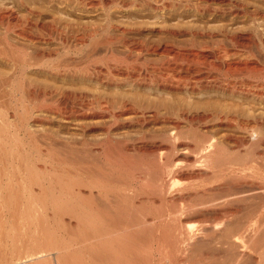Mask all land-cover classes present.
Instances as JSON below:
<instances>
[{
    "label": "bare ground",
    "instance_id": "1",
    "mask_svg": "<svg viewBox=\"0 0 264 264\" xmlns=\"http://www.w3.org/2000/svg\"><path fill=\"white\" fill-rule=\"evenodd\" d=\"M11 1L13 2V6L12 7L10 6L11 7L10 11L8 10L9 11L8 17L10 19V22H12V28L15 27L17 29V27L19 26L18 24H20L22 29L20 30L21 32L19 34L17 33V35L19 37H21V39L28 40L31 43H34L36 41H40L41 43L42 42L44 43V41H42V37L44 36V35L42 36V22H43L42 18H44V17L45 18H51V20H52L51 23L53 22V25H55L54 23H56V22H58L57 23V25H58L59 22L62 21V20L61 21L59 20V19H61V17L58 20L55 18V16L58 15V14L55 15V9H56L55 7H54L55 9L53 8L54 11H52L51 8L47 9L48 7L47 8L43 7L44 9H42V4L40 3L41 6L39 5V7L35 6L34 8H29V7L25 6V3L27 5V2H26L27 0L26 1L25 0H11ZM155 1H154L155 5L152 6L153 13H154V11L157 10L158 13L160 14V16L164 17V15L165 16H166V14L168 15L169 8H170L169 5H167L166 2H163L166 5H163V7H161L162 6L161 4H160L161 6L158 5L160 2H157V1L155 2ZM122 3H124V2H122ZM168 3H169V1H168ZM184 3L186 4L185 7H187L188 5H190L191 0H186ZM197 3L202 4L201 5L202 9H200V7ZM197 3H195L193 7L197 8V9L199 8L200 9L199 13L202 16L206 15L205 13H210L209 15L212 14L214 17H216V16H221L223 13H227V14H230V16H232L231 18H233V20H237V21L239 20L238 18L246 16V18L248 19L247 21H249V23H252V25H253L252 31H254V32H252V33H255V37L256 36L259 37L258 40H261V45H262V47H264V30L260 29L261 27L264 26V0H198ZM7 4H9V3H7ZM172 4H170V6ZM57 5H59V4H57ZM122 6L124 7L125 5H122ZM179 6H180V4H179ZM87 7H89V5ZM177 8H178V6H177ZM172 11H174V10H172ZM57 12H59V9ZM3 13H4V11H3ZM108 13L109 12L105 13V15H104V17H106V19H104L105 22L103 21L104 22L103 24H97V25L96 24L95 25L89 24L91 26H88V24H86L87 21H85L86 23H84V24H82V22H81V24L80 23H74L73 24L70 22L67 23L66 21H68V20H66V21H64L65 19L63 20L65 22V25L68 28V31L72 30V33L76 34V35L74 34L75 39L77 38V41H79L80 43H84V41H85V39H87V37H90V38L96 40L97 38L95 35H97L98 32L100 33V34H98L100 36H101V34L106 35L107 33L110 32V30L117 32L118 33L117 35H115L116 33L113 32L114 36H112V37H106L107 35L109 36L110 34H107L105 36L106 38L103 36L105 38L104 42H106L107 45L103 46L104 44L102 42L101 43L103 44L102 46L104 49L107 46V48L105 49V50H107L106 51L107 53H105L102 49H101V51H103L104 54H106L105 57L108 58V60L106 62L107 63L106 66H104V65L103 66L105 67V69L107 68V70H108L107 72H110V73H114L115 71L121 72L122 74H124L123 75L124 78L122 80H115L114 78H112V79L108 80V82H110L112 84V86L114 84L116 86V88H119L120 86H123V84H126L129 88H133L132 91L133 90L136 91V93L134 91L135 94L131 93L130 95L128 93L131 91V89L129 92H127V94L121 93V92H119V93L115 92L113 94L110 92L112 94L111 95V94H108L110 91L109 90L108 93L106 92L107 94H104V91H103L104 95L92 96L93 101L91 100V102H92L91 105L96 106L94 108L97 110L99 109V111L96 112L95 110H93L95 112H93L92 115L89 117L88 116L83 117V116H85V114L82 115V118H80V121L78 120L79 123L77 122L78 125H76V126H78V128L73 127V128H76L78 131L80 130L81 131L80 133L82 135H84L86 132L91 133V132H94L95 130L100 131V132L98 131L100 135L97 133L99 136L98 138H100V139H98L99 141L96 140L97 142L94 141L95 143H93V141H92V143H90L91 146H89V144H87L88 145L87 146L85 143L82 144L81 142H77V141H76V143H81V146H83V147H84V145H86L89 148L91 147L93 149V151L99 152L101 155L103 154L104 156H106L105 157V159H106L105 164L106 165L104 167L108 171L106 170L107 173L103 172L102 171L103 167L101 169L102 172L99 171L100 170L99 167H98L99 170H97V169L95 170V168L91 169L90 167L84 168V167H82V165H81V167H79V169L77 167V170H79L78 173L81 171L80 173H82V174L85 173L84 174L85 176L87 174V177L90 180V181H88L89 186H86L85 184L87 182H85L86 181L85 177H84L85 178L84 179L85 184L83 181L80 180L83 178L82 176H81L82 178H80V179L79 178H73L72 176L69 177L72 173H75V172H72L70 174V172H68V171H60L57 169H51V168H54V167H52L53 166V163H51L52 161L50 162L52 165L51 168L44 166L42 164L43 159H41V158H38V160H36L39 163H41V165L35 164L36 161L31 162L30 159L35 157V156L29 158L30 152L27 151V153H26L25 144H30V143L28 141H27V143H24L23 142L24 138L22 139V137L24 135L31 136L30 135L31 131L28 128V123H29V119L32 116L30 117L29 114H26L25 116L24 115L19 116L18 110L16 109L15 110L16 113L14 111V114L16 116V119L18 120L17 122H15V123L13 122V124H10V125L9 124L8 125L7 124H2V125L0 124V131L1 132L6 130V128L11 127V131H10L11 137H9V138H11L10 139L11 142L9 141L10 143H7V142L4 143V141H2L3 138L2 139L0 138V181L4 178L6 179L7 175H8L7 179L9 180L8 185L5 187L3 186L4 188H2L0 185V264H203L204 262H203L202 257L200 256L201 254L198 257L196 256L197 257L196 259H194V258L192 259L190 257L191 261L189 260V256H190L189 251H191L190 250L191 248L194 249L192 247L193 244H195L194 241L196 242L198 240L197 238H200V237H203V239H204V237H205V239L209 238L208 239L210 242L209 247L212 246L210 248L213 249L212 256L209 257L211 264H217L218 263L217 261L219 259H218V252L217 251H218L219 245H224L223 243H227L228 246L230 245L229 246L230 249L234 250V252L237 254L236 255L237 259L239 258V260L241 259V257H244V255H246V252H247L245 250L246 248L247 249L249 248L251 250L256 248V250H257V247H258V250H262L263 249L262 247L264 246V242H263L264 241V238H263V236H264V231H263L264 230V193L263 192L264 191L263 192H260V191H262V189H264V188L260 187V186H263V183L260 182L262 184L261 185L260 183H257V182L246 181L243 178L246 181V183H245V182H243L244 180L241 178V175H240V177H238L239 174L236 175L235 170H232V168H233L232 166L228 165V168L230 167L231 169H227V165H226V169H224L225 168L224 165L226 162H225V159H224L225 163L222 161V153L224 152V150H222L223 149L222 145H224L223 140L226 141V140L235 139L232 143H234L236 141L237 144H240L241 143L240 141L242 139L238 141L237 140L238 135L234 136L233 135L234 133L231 134L228 131H227L228 133L226 132L225 134L222 135L221 132L225 131V130L230 131V129H232V128H237L239 130V132L243 131L244 133H246L248 135V137L250 139H254L255 134H258L257 132L262 133L261 130L264 127V117H263L264 115L262 116L263 118L257 117V115L252 118L250 116V114L253 112L252 111L250 114H247L251 118H245L244 117L243 119H241L242 118L241 116L243 115V113H245L244 112L245 109L239 110L240 113L236 114L235 112H233V110L229 106L228 107L230 109H228L226 107H225L226 109H219V107L217 108V106H215L214 109L211 108L213 110L207 109V108L202 110L201 108H198V106H195V105H198L199 103L194 105L196 108L193 105H191L192 103H194L196 101V100H194V98H195L194 96L200 95L203 92L202 90L206 89V86H205L206 83H204V82H203L204 84L202 83V81H201L202 78H200V76H199L200 80L198 79L199 83H196V84H194V82H191V83L188 82L190 80L187 81L186 79L189 77H187L185 79V76L183 78L187 82H184V80H183V82L177 81V80L173 81L172 78H170V75H174V76L178 75L177 72H179V71L184 72L186 74V76L187 75H193L194 73L199 72L202 69V68L200 69V67H202V66H199L198 62L191 60V58H189L191 60V61H189L190 62L189 65H186V63H185V65L183 64L184 66H182V65L176 64L177 62H175V64L172 63V65L174 64L173 66L169 65L167 68L164 67L165 69L163 67L162 68L159 67V65L162 64V62L158 65V64H155L154 62H152V60H151V62H148V61H150V59H147L148 63L145 62V63H142L140 65L135 64V66L131 67L132 65L130 66V63L128 65L127 62L130 60V58H132V56H134L135 60H140L141 58L142 59L148 58L149 56L151 58L155 57L154 59L160 60L163 57L168 58V56H166V55L170 56V54L171 55H172V53L174 54V50H175L173 47L174 40L171 37H165L164 36V38H160V39H156V40L155 39L154 40H152V39L146 40V39H144L145 37H143V33H147V34L149 33L148 35L160 34V36H161V34H168L169 36H173V37L176 36L177 37V35L180 34L181 29H178V27H177V29L173 28L171 26L169 27V25H167V27H166V25L163 27V24L161 26V25H159L160 23L156 24V22L154 24H152L153 22L151 24L149 22H147L148 23L147 24V23H138V21H136L137 23H135L134 21L133 22L131 21V23H129L130 22L129 21L128 22L129 24L125 23L124 25H121L120 22H119L120 25H119V23L114 24V22L112 23L111 21H109L110 16ZM1 14H0V21L2 22L7 18L4 16V14L3 15H1ZM161 14H163V15H161ZM169 14H171V13H169ZM200 15H199V17H200ZM221 17H220V19H221ZM147 18H148V16H147ZM157 18H159V16H157ZM46 21H47V19H46ZM63 21L61 22V25L64 24ZM231 21H232V19H231ZM51 23H48V24L51 25ZM227 23H229V22H227ZM57 25H56V29L58 27ZM65 25H64V27L66 30ZM52 27H54L53 29H55V26H52ZM64 27L62 26L61 29L62 28L64 29ZM175 27H176V25H175ZM179 28H181V27H179ZM16 29H12V31L16 30ZM237 29L236 30L233 29V30L238 32ZM262 29H264V28H262ZM250 30L251 29H249V32H250ZM49 31L53 32V30H49ZM59 31H60V29H59ZM61 31H60V33L62 34ZM68 31H66V32H68ZM186 31H187V33H189L188 30H186ZM186 31H185V34H186ZM203 31H205V29ZM203 31H202V33H203ZM226 31L227 30H225V31L221 30L220 34L222 36H225V37H230L229 38V40L231 39L230 41H232L233 39H237V38H235L237 36V32H229L228 31L229 32L228 33ZM240 31H242V30H240ZM245 31H246V28H245ZM52 32H50V33H52ZM55 32H57V31L55 30ZM32 33H35L34 35H36V37H33V35L31 36ZM60 33L58 34V36L59 35L61 36ZM196 33L197 32H194L191 35H193L194 38L196 35L197 36L200 34L202 35V33H200V32H199V34L198 33L196 34ZM245 33H247V31L244 32V34ZM63 34L65 37L66 34L64 32H63ZM247 34L249 35V33H247ZM55 35H57V33ZM70 35H71V32H70ZM144 35H146V34H144ZM208 35H210V34H208ZM221 35H219V36H221ZM242 35L243 34H241V36ZM39 36H41V37H39ZM48 36H50V34ZM48 36H47V38H49ZM60 36H59V39H60ZM238 36H240V35H238ZM252 36H250V37L252 38ZM50 37H52V35ZM72 37L73 36H71L70 38H72ZM47 38H45V39L48 40ZM54 38L52 37V39H54ZM50 40H48V41H50ZM95 40H93V42ZM247 40H248V38H247ZM192 41H193V39H192ZM16 42H18V41H16ZM40 42H39V44H40ZM96 42H94V43H96ZM101 43L99 41V44H101ZM35 45L37 46V44H35ZM97 45H98V43H97ZM113 45H115V47H116V45H118L121 49L123 48L125 50V51H123V53L125 52L124 53L125 56H123L124 58H120V57L118 58L115 51L109 48V47L112 48ZM18 47H20V46H18ZM96 47H99V46H96ZM91 48H92V46H91ZM94 48H95V46H94ZM11 50H12L11 47L9 49L8 46H6V45H5V47L0 48V57L5 58L8 55V57L12 59L11 61L14 62L13 65H14V73H15L17 70H19V65H20V63L22 64L23 60H21V57L20 58L17 57V54H18L17 52H16L17 54H15ZM26 50H27V48H26ZM37 50L39 52V49H37ZM40 50H41V48H40ZM95 50H97V49H95ZM98 50H100V49H98ZM262 50H264V48ZM33 51H34V49H33ZM98 52L100 53V51H98ZM116 52H117V50H116ZM93 53H94V51H93ZM175 53H177V52H175ZM11 54H12V57H11ZM228 54H230V53L228 51H226V48H225V49H223V51L220 52V54L218 56H219V58L222 59V58H225ZM47 57L49 59L48 55H47ZM33 58H34V56H33ZM43 58L45 60V57H43ZM178 58H180V57H178ZM80 59H82V58H80ZM88 59H90V57ZM127 59H129V60L127 61ZM189 59H187V60H189ZM42 60H43L42 59V53H40V55L38 54V58H36V60L34 61V62H36L34 65L31 63V61L28 63L32 64L35 67H37V66L39 67V66H42ZM163 60H164V58H163ZM165 60H166V58H165ZM249 60L244 62L243 64H241V62H240L239 63L240 65L238 64L237 66L236 65L235 66L227 65L224 67L223 70L226 74L227 73L229 74L231 72H235V73L239 72L240 75H241V73L242 74L243 73L244 74H253L254 73V75H255V73H259L260 72L258 70L259 67L257 68L255 66V63L252 61H249ZM105 61H103L104 64H105ZM51 62L52 61H50V63ZM96 62H94V64L93 63L92 64L95 65ZM110 62H113V63H110ZM178 62H180V61H178ZM202 62H204V61H202ZM26 64H27V62H26ZM163 64H165V62ZM201 64L202 63H200V65ZM22 65H24V63ZM70 65L71 64H69V66ZM167 65H168V63H167ZM210 65H212V64H210ZM31 66H30V68H31ZM44 66H47V65H44ZM56 66H58V65L56 64ZM67 66H68V63H67ZM88 66H89V64H88ZM66 67H65V69H66ZM90 67L91 66H89V68ZM211 68L212 67H210V69ZM205 69H203V70H205ZM262 69H264V68H262ZM89 70H90V72H92V70H94V69H89ZM96 70H97V68H96ZM94 71L92 73H94ZM97 71H99V69ZM17 72H19V71H17ZM72 72L73 71H71L70 73H72ZM88 72L84 74V71H83V74H78V75L74 74L75 76H71L70 73L69 72L68 73H69V76L72 77V79H73V77L74 78H85L86 80L91 81L94 74L92 75L91 73H88ZM104 72H106V71H104ZM210 72H211V70H210ZM51 73H50V75H51ZM55 73H57V71ZM68 73H67V75H68ZM204 73H205V71H204ZM225 73H223V75ZM10 74L12 76L13 73H10ZM58 74H60V73H58ZM61 74L59 76H63ZM97 74H98V72L95 75H97ZM116 74L114 73V76ZM180 74H182V73H180ZM262 74H260V75H262ZM207 75H209V74L207 73L206 77H207ZM245 76H247V75H245ZM191 77L192 76H190V78ZM201 77H203V76H201ZM204 77H203V79H204ZM7 78L8 77H6V79ZM179 78H181V77H179ZM215 78L217 79L218 77H215ZM207 79H209V78H207ZM94 80H95L94 82L96 83V79H94ZM12 81L13 80H11L10 85H12V90H13V84L16 82L13 81L14 83L12 84ZM200 81H201V83H200ZM211 81H212V79H211ZM19 82H20V80H19ZM212 82L214 83L215 81H212ZM2 83L0 82L1 85H2ZM8 83H9V81L6 82L5 85H8ZM76 83H77V80H76ZM81 83H82V81H81ZM209 83H210V80H209ZM69 84H70V82H69ZM101 84L103 86L105 85L102 82H101ZM226 84H228V83H226ZM226 84H224V85L216 84L217 87L209 84V86L207 88L209 89V92H211V93H215L217 95L221 94V95H224L227 97H238V99L240 98L239 100L249 101L248 98H250V96H251V99L253 98L257 102H259L263 107V105H264V92L259 91V92H256V94H254L252 90H250L252 92H249L245 89H242L241 87L236 88V87H232V85L230 86V85H226ZM230 84H232V83H230ZM34 85H35V83L32 86H34ZM20 86H21L20 83L16 84V87L14 86V89H21ZM39 86H41V85H39ZM58 86H60V85H58ZM3 87H4V84H3ZM29 87H30V84H29ZM1 88L2 87H0V89ZM23 88L24 89H22V90L26 89L25 85H23ZM95 88H98V87L96 86ZM109 89H111V88H109ZM126 89H127V87H126ZM26 90L24 92H26ZM118 90L122 91L121 89H118ZM144 90L152 91V93L147 92V94H146V91H144ZM10 92H12V91L10 90ZM10 92H8L9 94L4 92V94H7L8 96H10ZM155 92H158V95H157L158 98L154 100V99H151V97H153L151 95H153ZM251 93H253V95H250ZM2 94H3V92H2ZM2 94H0V95L2 96ZM4 94L2 97L3 99H4V97L5 98L7 97ZM29 94L31 95L32 92L31 93L29 92L28 95ZM174 94H180V95L182 94L184 96H188V97H190V99L192 98L194 102L191 101L192 102L191 104H188L187 101L185 103H182V102H180L181 100L180 101H178V99L176 100V97ZM204 94H206V93H204ZM18 95H20V94H18ZM28 95H27V97H28ZM206 95H209V93ZM157 96L155 95V97H157ZM159 96H160V98H159ZM165 96H168V98ZM202 97H203V95H202ZM23 98H24V96H23ZM30 98L31 97H29V99ZM88 98H89V96H88ZM6 99L8 100V97ZM208 99H210V98H208ZM234 99H236V98H234ZM238 99L236 100V102L239 101ZM7 100H6V102H7ZM220 100H219V102H220ZM19 101L21 102V100H19ZM28 101H30V100H28ZM201 101L199 99V102H201ZM206 101H208V100L206 99ZM210 101L211 100H209V103H210ZM11 102H12V100H11ZM204 102H205V100H204ZM228 102H230V101H228ZM241 102H244V101H241ZM220 103H223V102H220ZM237 103L239 104V102H237ZM202 104L203 103H200V105H202ZM205 104H206V102H205ZM244 104H246V103H244ZM254 104H256V102ZM10 105L12 106L13 104H9V110H10ZM206 105H208V103ZM213 105H215V104L213 103ZM257 105H258V103H257ZM87 106H88V104H87ZM12 107H14V106H12ZM90 107H86V109L90 108ZM209 107H212V104H211V106L209 105ZM232 108H234V107H232ZM6 109H8V106ZM14 109H15V107H14ZM30 109H28V110L26 109L27 113ZM92 109L90 108V110H92ZM254 110L256 111V109H254ZM11 111H12V109H11ZM91 112H89L88 115H90ZM6 113L7 112L5 110L4 114H6ZM262 113H264V112H262ZM58 114H60V111ZM64 114H66V113H64ZM4 117H6V115ZM47 117H49V116L47 115ZM69 117H70V115H69ZM44 118H45V116H44ZM45 119H48V118H45ZM32 120L34 121V119H32ZM63 120H64V118H63ZM51 121H52V119H51ZM65 121L70 124L69 121H67V120H65ZM35 122L37 124H38V122L42 123V118L40 116H38V118L35 117ZM68 123H67V125H68ZM49 124H51V123H49ZM199 124L200 125L204 124V126H203L204 131H201L199 129L201 132H203V133H201V135L198 134V136H200L199 139L198 138L195 139V137H198L196 135L194 138L192 136L191 139L193 138L197 141H194V142L189 141L190 136L187 140V138L185 137V134H184V125H186L187 127L193 128V127L198 126ZM71 125H73V123ZM41 128H42V126H41ZM39 130H40V128H39ZM71 130H72V128H71ZM133 130H134V132H133ZM232 131H234V130L232 129ZM129 132L130 133L133 132L132 134L134 136L132 134H130ZM3 134H2V136H4ZM127 134H129V136L130 137L132 136V137L130 138ZM87 135H88V133H87ZM126 135H127V139L125 138ZM240 135H242V134H240ZM258 136H259V134H258ZM239 137H241V136H239ZM257 137H255V140ZM26 138L27 137H25V139ZM30 138H32V136L29 137L28 139H30ZM259 138L257 140H259ZM262 138H263V136L261 137V139ZM243 139H244V137H243ZM250 139H249V141H250ZM80 140L81 139H79V141ZM87 140H88V137H87ZM246 140H248V138ZM81 141L83 142V139ZM88 141H87V143H89ZM70 142H71V140H70ZM261 142H264V141H261ZM74 143L75 142H73L71 145H68V143L67 144L62 143L63 145L61 147L64 149L63 151L68 152V150L70 151L73 149L72 145ZM76 143L74 144L75 147L78 145ZM255 143H256V141H255ZM234 145H236V144H234ZM29 146L27 145V148H31ZM232 146H233V144H232ZM79 148L80 147L78 146V149ZM78 149H76V150L78 151ZM252 150H250L249 152L251 153ZM30 151H31V149H30ZM128 152H132L134 154L129 155ZM37 153H39V152H37ZM69 153H71V152H69ZM69 153H66V154H69ZM95 154L97 155L98 153H95ZM259 154L260 155L257 154V156H259V159L264 160V151L263 152L261 151V153H259ZM37 155H40V154H37ZM132 155H133V157H132ZM31 156H32V154H31ZM223 156H225V155H223ZM248 156H249V154H248ZM49 157H50V155H49ZM52 157H53V155H52ZM249 157H251V156H249ZM227 158H228V156H227ZM255 158H258V157H254L253 159L255 160ZM33 159H35V158H33ZM46 159H47V157H46ZM244 159L248 160L249 158H244ZM49 160H51V159H49ZM58 160L59 159H57L55 161L57 162ZM59 161L61 162V160H59ZM64 161L66 163H69V162H72L73 160L70 161L67 159ZM56 162H54V163H56ZM58 163L59 162H57L56 164H58ZM98 163H99V161H98ZM227 163H228V159H227ZM71 164L72 163H69V166ZM228 164L232 165L230 162ZM259 164H261V162ZM35 165H37V166H35ZM42 165H43V167H42ZM59 165H60V163H59ZM234 165H236V164L234 163L233 166ZM247 165L248 164H246V166ZM257 165H258V163H257ZM71 166H73V164ZM74 166H75V164H74ZM151 166H152V168L154 166L156 167V168H153L154 170L155 169H157V170L161 169V168L158 169L157 166L158 167L161 166L163 168L161 169V171L159 173H157L158 171L155 173L153 171V169L151 168V170L153 171V173H152L151 170H149ZM221 166L224 167V168L222 167L224 171L219 170V169H217L219 171L215 170V168H217V167L220 168ZM261 166H264V164L262 163ZM185 167L186 168L188 167V168L186 169ZM235 168H236V166H235ZM105 169H104V171H105ZM250 169H251V167H250ZM42 170L43 171L45 170L44 171L45 174H46V171L48 172V175L45 178V181L47 180L46 181L47 185H44L45 181L42 183V180H44V177H45V176H42L43 175ZM128 170H129V172H133V175H132L133 177H135L137 179H141L142 183L144 181V184L141 187H144L143 189H145V187H146L147 188L146 190H149L151 192V194H150L149 191H147L148 193L145 192V194H147L148 196L154 195V197L159 196V197L165 199L167 203L169 201L171 206L177 202H181L182 203L181 209H180V206L178 207L179 209L174 207V210L171 212V214L168 216V218L165 217V213H161V212L157 218L152 217L153 214L150 215L151 214V213H149L150 211H148L145 215L142 213L144 216H140L142 214H139V215L135 214L131 217V215L130 216H124V215H121L118 213L110 214L108 212L107 213L100 212L97 205L96 206H94V204L91 205V199L95 201V197H96V196L94 197V195H93L94 193L92 194L91 190L98 188L99 192L96 195H97V197L101 198V195L102 196H103V194L107 195V193H108V188L106 189L105 186H108L107 184H111L112 182H117L118 184H121V185L123 184L125 186L123 189V185H122L121 195H120V191H119L121 187L119 188V190L117 192H112V193L110 192L112 188L109 189L110 195H109V193L107 196L104 195V198L107 199V197H108L109 201H110L109 196H112V194L114 196L115 195L114 193H118V192H119V194H116V195H119L118 197L124 196L125 197L124 200L128 199L131 194H133V193L135 194V192L137 194H139L138 191H135V190L131 189L130 187H128L129 189L126 188V184L128 183V181L125 179H127L126 178L127 175L125 176V178H123V177L127 173ZM114 173H120V175H115ZM251 174L252 173H249V175H251ZM72 175L75 177L74 174H72ZM263 175L261 174V179L264 178ZM153 176H154V178H153ZM224 177L226 178L223 181V182L226 181L225 184L222 183V185L216 186L214 183V186H216V188L209 182V181L217 180V179L220 180ZM149 178H150V181H149ZM152 178H153V180H152ZM123 179L125 181H127V183ZM199 180H201V181H199ZM145 181L149 182V185L151 184L150 185L151 187L153 186L154 183L157 182L156 184H154V186L157 185L156 186L157 188L152 187V189H151V187L148 185V183H145ZM151 181H156V182H151ZM198 181H199L200 185H198L199 184V183H197ZM1 182H3V181H1ZM206 182H207V185L210 183L209 185H212L214 187V191L217 190L218 192L225 194V197L220 196V195H222L221 193L220 194L212 193L213 192L212 188H210V189L207 188L208 187L207 185H206L207 187H204V184ZM215 182L217 183V181H215ZM129 183H130V180H129ZM128 184H127V186H128ZM245 184L250 186V188H248V189H251L250 191L253 192V193L250 192L252 194L251 198L253 197V194L255 191L260 190L259 192H256V193H258V195L260 193H262L261 194L262 196L259 195L262 198L261 199L262 202L261 203L259 202L256 210L253 209L255 211L253 213L256 214V217H254L256 219V221L255 222L247 221L246 224L245 223L243 224L244 226H241L239 224L241 226V227H239V231H236L237 228L235 230L228 229L230 231L228 233H225L226 235H223L221 232H225L227 230L226 228L228 227L227 224H229L231 222V220H233V219H231L230 222H228L229 218L231 217L230 216L231 212L230 213L228 212V210L225 208L227 206H225V205L227 203H229L230 201L233 202V203H230V205L231 204L235 205L236 201H237V203H239V199H241L242 197H245L244 192H248L249 190L244 191V190H242V188H239V190L242 191L241 193H237L239 191L234 193L235 191H233L234 187H236L235 189L237 190V188L239 186L241 187V185H245ZM138 185H140V184H138ZM197 186H199V187L203 186L204 187V191H202V192H206V191L210 192L211 191V193L214 195L210 194L209 196L207 195V197H205L206 193H205V195H203L204 193H202L201 194L203 196L202 199L198 198L199 200H197L196 202L193 201L192 197H191L192 194L190 192L194 191L193 193H195V189ZM212 186H210V187H212ZM33 187H35L37 189L33 190L34 189ZM85 187H89L90 191H89V194L87 193L88 194L87 196H84L85 197L84 198L83 194H82L83 192L81 191V188H85ZM149 187H150V189H149ZM140 189H142V188H140ZM126 190H128V191H126ZM132 190H133V192H132ZM152 190H154V191H152ZM201 190H203V189H201ZM112 191H114V190H112ZM129 192H132V193L130 194ZM143 192H144V190H143ZM167 192L169 194L171 192H174V193L176 192L175 193L176 195H173V194L169 195V196L167 195L168 196V198H167V196H166ZM209 192H207V194ZM196 193H197V191H196ZM250 193L248 192L247 196H250L251 195ZM134 194L131 195L130 198L132 196L136 195V194L135 195ZM155 194H157V195L155 196ZM84 195H85V193H84ZM196 195H195V197H196ZM217 195H219V196L216 197ZM139 196L140 195H138V196L136 195L135 197H139ZM233 196H234V198H233ZM255 196H257V194ZM121 197H120V199H122ZM221 197L225 198V200L223 199V201H222ZM133 198L134 197H132V199H130V201H132ZM245 198H242L243 201ZM86 199H87V201H86L87 204H85V202H84ZM105 199H104V201H106ZM220 199H221V201H220ZM242 199L240 200V202L242 201ZM257 199H258V196H257ZM115 200H117V203H118L119 199H117V197H115V199L113 198L112 201H114L115 206H113V204H112V206L111 205H105V203H104V205H105L104 208H107L106 206H108L109 212H116L117 207L120 204V202L117 205ZM149 200L151 203L154 201L153 199H152L153 201L151 199H149ZM149 200H148V202H149ZM128 201H129V199H128ZM161 201H163V200H161ZM81 202H84V205L81 204ZM88 202H90V204ZM145 202H146V199H145ZM75 203H77V204H75ZM154 204H156V203H154ZM238 205L239 204H237V206ZM133 206L134 205H132V207ZM142 206L140 203V207H142ZM140 207H139V209H140ZM164 207H165V205H164ZM48 208H51L54 213H58V214L60 212H62V213L64 212L63 217H65L67 215L68 216V217L66 216L67 218L70 217L69 218L70 220L75 221L74 222L75 224L73 222H72L73 224H71V221H69V219H68L67 221H69L70 223H66V222L64 223L65 220H63L62 216L59 215V217H61L60 218V221L62 224L61 227L63 226V228L67 229V232L69 233L67 235H71L70 237H72L73 239H76V241L79 240L77 242L78 244H80L79 247H78V245L76 247H73L70 243H65V244L64 243L63 244L58 243V241L60 240L59 237L57 239V237H55L54 234L51 233L50 229L52 227L49 229V227L47 226L48 225L47 218H49V217H47L44 213L46 212V210ZM127 208H129V207H127ZM153 208H155V207L153 206ZM160 208H161V210H159V208H158L159 211L164 210V208L162 210V205ZM170 208H172V207H170ZM129 209L132 210L131 208H129ZM137 209H138V206H137ZM141 209L143 211L144 207ZM176 209H177V211H176ZM89 211L90 212L96 211V214L92 213V212L90 213ZM47 212H48V210H47ZM58 214H55V216ZM50 215L52 216V214H49L48 216H50ZM194 216L196 217V220L198 217L199 218L198 220H200V221L197 220L198 222H196V223L193 221H190V220H193L192 217H194ZM228 216H229V218H228ZM232 217H233V215H232ZM54 218H51V219L53 220ZM183 218H184V220H183ZM56 219H59V218H56ZM188 221L193 222V223L188 224ZM232 222H234V221H232ZM51 223H52V221H51ZM55 223H57V222L55 221ZM51 225H53V224H51ZM231 225H230V227H231ZM233 226H235V225H233ZM235 227H238V225H236ZM167 229H169L168 231H170L174 234L172 237L173 240H172V238L169 237L172 235L168 234L170 232H167ZM52 231L55 232L54 229ZM63 231L64 230L62 229V232ZM234 231H236V233ZM219 232L224 237L217 235ZM237 232L239 233L238 235H236ZM230 233L231 234L233 233L232 236L234 234L236 236L232 237ZM55 235L57 236L58 234H55ZM62 235L60 236L61 238H62ZM261 235H262V237H260ZM258 238L259 239L261 238V239L259 240ZM67 239H69V237ZM261 240H263V241H261ZM70 241H71V239H69V242ZM59 242H61V241H59ZM209 242H208V244H209ZM8 243L12 244V246L11 245L9 246V247H12V249H11L12 251H10V253H8V249H7V246L9 245ZM227 244H225L226 246L225 245L224 246L226 248H228L227 249V251H228L230 249H229V247H227ZM198 247H200V245ZM220 247H222V246H220ZM225 247L223 249H225ZM241 247H243L244 250L239 251L238 248H241ZM199 250H200V248H199ZM219 250H220V248H219ZM193 252H195V251H193ZM225 252H226V250H225ZM234 252H232V253H234ZM256 252H258V251H256ZM259 253L257 255H260L262 257L259 256L260 259H258V260L256 259L257 261H255V264H264V251L263 252L259 251ZM196 254H198V253H196ZM202 255H205V254L202 253ZM192 260H195V262H192ZM209 260H206V261H209ZM248 260H250V259H248ZM232 262H234V260ZM236 262H240V261H236ZM205 264H207V263H205ZM208 264H209V262H208ZM235 264H237V263H235Z\"/></svg>",
    "mask_w": 264,
    "mask_h": 264
},
{
    "label": "rangeland",
    "instance_id": "2",
    "mask_svg": "<svg viewBox=\"0 0 264 264\" xmlns=\"http://www.w3.org/2000/svg\"><path fill=\"white\" fill-rule=\"evenodd\" d=\"M26 1V0H25ZM34 1V2H33ZM42 1V2H41ZM127 1V2H126ZM153 1V2H152ZM154 1L155 0H27L26 2H27V5H26V3H25V6L26 7H29V8H34L35 6L36 7H39V5L41 6V4H42V9H44V8H47V9H52V11H54V9H55V15L56 14H58V15H56L55 16V18L58 20L60 17H61V19H59L60 21L62 20H64V21H66V20H68V21H66L67 23H80L81 24V22H82V24H84V23H86L85 21H87V23L86 24H88V26H91V25H89V24H92V25H97V24H103L104 22H105V20L104 19H106V17H104V15H105V13H107V12H109L108 14H109V21H111L112 23L114 22V24H118L119 22L121 23V25H124L125 23L127 24L129 21V23H131V21L133 22H135V23H137L136 21H138V23H147V22H149L150 24L152 23V24H154L155 22H156V24H159V25H161L162 26V24H163V27L166 25V27H167V25H169V27L171 26V27H173V28H176L177 29V27H178V29H181V31H180V34L179 35H177V37L176 36H169L168 34H161V36H160V34H150V35H148L147 33H143V37H145L144 39H146V40H150V39H152V40H156V39H160V38H164V36L165 37H171L173 40H174V45H173V47H174V54L172 53V55L170 54V56L169 55H166V56H168V58L167 57H163L164 58V60H163V58H161L160 60L159 59H154L155 57H153V58H151L150 56L148 57V58H144V59H140V60H135V58H134V56H132V58H130V60L129 59H127V63H128V65H129V63H130V66L131 67H133V66H135V64H137V65H140V64H142V63H148V62H151V60H152V62H154L155 64H160L161 62H162V64H160L159 65V67L160 68H167L169 65H171V66H173L174 64H175V62H177L176 64H179V65H182V66H184L185 65V63H186V65H189L190 64V62L189 61H191V60H194V61H196V62H198V64H199V66H202V67H200V69L202 70H200L199 72H196V73H194L193 75H187L186 76V74L184 73V72H180L179 70V72H177L178 73V75H170V78H172V80L174 81H182L183 82V80H184V82H187L188 80H190V81H188V82H194V84H196V83H199V80H200V78H202L201 79V81H202V83L204 82V83H206V89H204V90H202L203 92V94L201 93L200 95H196V96H194L195 98H194V100H196L195 102L193 101V99L191 98L190 99V97H188V96H184V95H180V94H174L175 95V97H176V100L178 99V101H180V102H182V103H185L186 101H187V103L188 104H191L192 102L191 101H193L194 103H192L191 105H195V104H198V105H195V106H198V108H201L202 110L203 109H205V108H207V109H211V108H215V106H217V108L219 107V109H226V108H228V109H232L233 110V112H235L236 114H238V113H240L239 112V110H244V112L246 113H243V115L240 117L241 119H243L244 117L245 118H253L254 116H256L257 115V117H260V118H263L264 116V113H262V112H264V105H263V107H262V105L259 103V102H257L256 100H254L253 98L251 99V96H250V98H248V100L249 101H247V100H239L238 99V97H227V96H224V95H221V94H215V93H211V92H209V89L207 88L208 86H209V84L210 85H214L215 87H217L216 86V84H221V85H224V84H226V83H228V84H226V85H232V87H236V88H242V89H245V90H247V91H249V92H252L253 91V93L254 94H256V92H264V69H262V68H264V50H262L264 47H262V45H261V40H258L259 39V37L258 36H256L255 37V33H252V32H254V31H252L253 30V25H252V23H249V21H247L248 19L246 18V16H243V17H241V18H238L239 20L237 21V20H233V18H231L232 16H230V14H227V13H223L221 16H216V17H214L212 14L211 15H209L210 13H205L206 15H204V16H202V15H200V13H199V11H200V9H202L201 7V5L202 4H199V3H197L198 2V0H191V3H190V5H188L187 7H185L186 6V4L184 3L185 1L184 0H156L157 2H160L158 5H160L161 7H163V5H169V12H168V15L166 14V16L164 15V17L163 16H160V14L158 13V11L156 10V11H154V13H153V10H152V6L153 5H155V3H154ZM155 1V2H156ZM168 1H169V3H168ZM122 2H124V3H122ZM163 2H166V4L165 3H163ZM7 3H9V4H7ZM41 3V4H40ZM99 3V4H98ZM129 3V4H128ZM163 3V4H162ZM173 3V4H172ZM195 3H197L198 5H199V7H200V9L198 8H195V7H193L194 6V4ZM57 4H59V5H57ZM170 4H172L171 6H170ZM179 4H180V6H179ZM63 5V6H62ZM66 5V6H65ZM89 5V7L91 8H89V7H87ZM99 5V6H98ZM122 5H125L124 7L122 6ZM13 6V2L11 1V0H0V12L2 13H0L1 15H3L4 14V16L7 18V19H5L4 21H0V48H3V47H5V45L6 46H8V48L10 49V47H11V51L12 52H14L15 54H17V57H21V60H23V62H22V64L24 63V65H22L21 63H20V65H19V70H17V71H19V72H15L14 73V62L13 61H11L12 59L11 58H9L8 57V55L4 58H2V57H0V82L2 83V85L0 86V87H2L1 89H0V94H2V92H3V94H4V92L5 93H7V94H9L8 92H10V90L12 91V92H10V96H8L7 94H4V95H6L7 97H8V100L4 97V99L2 98L3 97V94H2V96L0 95V124L2 125V124H13V122L15 123V122H17L18 120L16 119V116H15V114H14V111L17 109L18 110V115L19 116H25L26 114H29V116L31 117L30 119H29V123H28V128H29V130L31 131V136H32V138H30V139H28L29 137H31V136H29V135H24L23 137H22V139L24 138V140H23V142L24 143H27V141L30 143V144H25V151H26V153H27V151L28 152H30L29 154V158H31V157H33V156H35V157H33V158H35V159H33V158H31L30 159V161L32 162V161H36V160H38V158H41V159H43L42 160V164L44 165V166H46V167H48V168H51V163H53V166L52 167H54V168H51V169H57V170H60V171H68V172H70V174L72 173V172H75V173H72V174H74L75 175V177L71 174H69L70 176L69 177H73V178H82V179H80L81 181H85V182H87L86 184H85V182H84V184L86 185V186H89L88 184H89V182L88 181H90L89 180V178L87 177V174H86V176L84 175V174H82V173H78V171L79 170H77V167H78V169H79V167H81V165H82V167H84V168H95V170L97 169V170H99L100 172H105V173H107V169H105V163H106V159H105V157L106 156H104L103 154L101 155L99 152H96V151H93V149L90 147H87L88 145L87 144H89V146H91V144L90 143H92V141H93V143H95V142H97V141H99L98 139H100V138H98L99 136H98V134H99V130H95L94 132H86L84 135H82L80 132V130L78 131L76 128H73V127H77L78 128V126H76V125H78V123H79V121H80V118H82V115H84L85 114V116H83V117H89V116H91L92 115V113L93 112H97V111H99V109L97 110V109H95L94 107H96V106H92L91 104H92V102H91V100L93 101V98H92V96H94V95H104V94H107L108 93V91H109V93L108 94H111V93H119V92H121V93H125V94H127V92H129L130 91V89H131V91L128 93L129 95L132 93V94H135L136 93V91L135 90H133L132 91V89L133 88H129L126 84H123V86H120L119 88H116V86L113 84V86H112V84L110 83V82H108V80H110V79H112V78H114L115 80H122L123 78H124V74H122L121 72H114L116 75L114 76V73H110V72H107L108 70H107V68L105 69V67L104 66H106V62H107V60H108V58L107 57H105V55L106 54H104V52L105 53H107L106 51L107 50H105L106 48H107V46H106V48L104 49L103 48V46H105V45H107L106 44V42H104V40H105V38L106 37H112V36H114V33H116L115 35H117L118 33L117 32H114L113 30L111 31L110 30V32L109 33H107V34H110L109 36L107 35H102L101 34V36L100 35H98V34H100L99 32H98V34L97 35H95L96 36V40L95 39H92V38H90V37H87V39H85V41H84V43H80L79 41H77V38L75 39V33H72V30L71 31H68V28H67V26L65 25V22H64V24H62L61 25V22H59V24L57 25V23L58 22H56V23H54L55 25H53V22L51 23V18H42V21L44 22H42V41H44V43L42 42H40V41H36V42H34V43H31V42H29L28 40H24V39H21V37H19L18 35H17V33L19 34L21 31V29H22V27L20 26V24H18L19 26L17 27V29L14 27V28H12V22H10V19H9V11H10V9H11V7ZM32 6V7H31ZM59 8H58V7ZM177 6H178V8H177ZM44 7V8H43ZM55 7V8H54ZM87 7V8H86ZM54 8V9H53ZM78 8V9H77ZM185 8V9H184ZM187 8V9H186ZM189 8V9H188ZM194 8V9H193ZM6 9V10H5ZM58 9H59V12H57L58 11ZM93 9V10H92ZM99 9V10H98ZM119 9V10H118ZM121 9V10H120ZM127 9V10H126ZM196 9V10H195ZM2 10V11H1ZM9 10V11H8ZM70 10V11H69ZM97 10V11H96ZM172 10H174V11H172ZM3 11H4V13H3ZM8 11V12H7ZM61 11V12H60ZM73 11V12H72ZM91 11V12H90ZM102 11V12H101ZM111 11V12H110ZM57 12V13H56ZM98 12V13H97ZM101 12V13H100ZM123 12V13H122ZM127 12V13H126ZM195 12V13H194ZM61 13V14H60ZM71 13V14H70ZM125 13V14H124ZM148 13V14H147ZM169 13H171V14H169ZM194 13V14H193ZM199 13V14H198ZM68 14V15H67ZM70 14V15H69ZM102 14V15H101ZM95 15V16H94ZM161 15H163V14H161ZM195 15V16H194ZM199 15H200V17H199ZM59 16V17H58ZM65 16V17H64ZM147 16H148V18H147ZM157 16H159V18H157ZM179 16V17H178ZM208 16V17H207ZM58 17V18H57ZM72 17V18H71ZM76 17V18H75ZM220 17H221V19H220ZM157 18V19H156ZM177 18V19H176ZM203 18V19H202ZM217 18V19H216ZM46 19H47V21H46ZM81 19V20H80ZM94 19V20H93ZM111 19V20H110ZM173 19V20H172ZM231 19H232V21H231ZM50 20V21H49ZM80 20V21H79ZM99 20V21H98ZM72 21V22H71ZM79 21V22H78ZM90 21V22H89ZM104 21V22H103ZM159 21V22H158ZM5 22V23H4ZM46 22V23H45ZM93 22V23H92ZM227 22H229V23H227ZM233 22V23H232ZM10 23V24H9ZM48 23H51V25L50 24H48ZM120 23H119V25H120ZM128 23V24H129ZM167 23V24H166ZM8 24V25H7ZM85 24V25H86ZM148 24V23H147ZM228 24V25H227ZM51 27H50V26ZM56 25L58 26L57 27V29L59 28L60 29V31L63 29H61V27L63 26L64 27V25L66 26V30H65V27H64V31L62 30L61 32H62V34L60 33V31H59V29L57 30L56 29ZM175 25H176V27H175ZM252 25V26H251ZM52 26H55V29H53L54 27H52ZM21 27V28H20ZM179 27H181V28H179ZM231 29H229V28ZM233 27V28H232ZM20 28V29H19ZM183 28V29H182ZM238 28V29H237ZM245 28H246V31H247V33H249V35L247 34V33H245L244 34V32H246L245 31ZM248 28V29H247ZM262 28H264V26L263 27H261L260 29L261 30H264V29H262ZM12 29H16V30H13L12 31ZM45 29V30H44ZM48 29V30H47ZM205 29V31H203ZM238 30V32L237 31H234V30ZM242 30V31H240V30ZM249 29H251L250 30V32L252 33H250L249 32ZM11 30V31H10ZM19 30V31H18ZM49 30H53V32L52 31H49ZM55 30L57 31V32H55ZM184 32H183V31ZM186 30H188V32L189 33H187V31ZM197 30V31H196ZM221 30H227L226 32H228L229 30V32H237V36L238 35H240V36H236L235 38H237V39H233L232 41H230L229 40V38L230 37H225V36H222L221 34H220V31ZM66 31H68V32H66ZM185 31H186V34H185ZM193 31V32H192ZM202 31H203V33H202ZM216 31V32H215ZM219 31V32H218ZM50 32H52V33H50ZM61 34V36H60V39H59V36H58V34L59 33ZM63 32L66 34V36L64 37V34H63ZM70 32H71V35H70ZM114 32V33H113ZM194 32H197L198 34H199V32L200 33H202V35L200 34V35H196L195 36V38L193 37V35H191L192 33H194ZM228 32V33H229ZM240 32V33H239ZM243 32V33H242ZM50 34V36L52 35V37L54 38L55 36V38L54 39H52V37H50V36H48L49 34ZM54 33V34H53ZM57 33V35H55ZM196 33V34H197ZM35 33H32L31 34V36L33 35V37H36V35H34ZM48 34V35H47ZM68 34V35H67ZM73 34V35H72ZM75 34V35H74ZM92 34V33H91ZM144 34H146V35H144ZM208 34H210V35H208ZM213 34V35H212ZM241 34H243L242 36H241ZM254 34V35H253ZM190 35V36H189ZM219 35H221V36H219ZM253 35V36H252ZM46 36V37H45ZM47 36L49 37V38H47ZM69 36V37H68ZM71 36H73L72 38H70ZM100 38H99V37ZM105 38H104V37ZM151 36V37H150ZM153 36V37H152ZM246 36V37H245ZM250 36H252V38L250 37ZM39 37H41V36H39ZM38 37V38H39ZM58 37V38H57ZM156 37V38H155ZM224 37V38H223ZM45 38H47L48 40H50V41H48V40H46ZM65 40H64V39ZM67 38V39H66ZM89 38V39H88ZM103 38V39H102ZM226 38V39H225ZM247 38H248V40H247ZM251 38V39H250ZM256 38V39H255ZM75 39V40H74ZM192 39H193V41H192ZM250 39V40H249ZM54 40V41H53ZM56 40V41H55ZM59 40V41H58ZM63 42H61V41ZM93 40H95L94 42H96L97 40V42L96 43H94L93 42ZM16 41H18V42H16ZM24 41V42H23ZM48 41V42H47ZM67 41V42H66ZM99 41H100V43L101 44H99ZM13 42V43H12ZM39 42H40V44H39ZM92 44H91V43ZM229 42V43H228ZM24 43V44H23ZM32 45H31V44ZM91 45H90V44ZM97 43H98V45H97ZM260 43V44H259ZM12 46H11V45ZM26 44V45H25ZM35 44H37V46L35 45ZM48 44V45H47ZM94 44V45H93ZM103 45V46H102ZM17 46V47H16ZM18 46H20V47H18ZM25 46V47H24ZM83 46V47H82ZM91 46H92V48H91ZM94 46H95V48H94ZM96 46H99V47H96ZM221 48H220V47ZM50 47V48H49ZM25 50H24V49ZM26 48H27V50H26ZM40 48H41V50H40ZM94 48V49H93ZM110 49H112V50H114L115 51V53H116V55L118 56V58L120 57V58H124L123 56H125V52L123 53V51H125L123 48L121 49L118 45H116V47H115V45H113V47L111 48V47H109ZM226 48V51H228L230 54H228L225 58H219V54H220V52L221 51H223V49H225ZM30 49V50H29ZM33 49H34V51H33ZM37 49H39V52H38V50ZM90 49V50H89ZM95 49H97V50H95ZM98 49H100V50H98ZM101 49L104 51H101ZM220 51H219V50ZM22 50V51H21ZM24 50V51H23ZM116 50H117V52H116ZM119 50V51H118ZM121 50V51H120ZM179 50V51H178ZM93 51H94V53H93ZM97 51V52H96ZM98 51H100V53L98 52ZM17 52V53H16ZM21 52V53H20ZM26 52V53H25ZM34 54H33V53ZM175 52H177V53H175ZM192 52V53H191ZM219 52V53H218ZM234 52V53H233ZM40 53H42V66H37V67H35V66H33L36 62H34L35 60H36V58H38V54L40 55ZM91 53V54H90ZM99 53V54H98ZM121 53V54H120ZM180 53V54H179ZM233 53V54H232ZM13 54V53H12ZM12 54H11V57H12ZM36 54V55H35ZM49 56V59H48V57H47V55ZM103 54V55H102ZM232 54V55H231ZM14 55V54H13ZM21 55V56H20ZM30 55V56H29ZM90 55V56H89ZM93 55V56H92ZM120 55V56H119ZM179 55V56H178ZM191 55V56H190ZM241 55V56H240ZM33 56H34V58H33ZM37 56V57H36ZM239 56V57H238ZM250 58H249V57ZM31 57V58H30ZM36 57V58H35ZM43 57H45V60H44V58ZM47 57V58H46ZM90 57V59H88ZM178 57H180V58H178ZM188 57V58H187ZM196 57V58H195ZM235 57V58H234ZM259 57V58H258ZM23 58V59H22ZM27 60H26V59ZM51 58V59H50ZM80 58H82V59H80ZM107 58V59H106ZM165 58H166V60H165ZM184 58V59H183ZM189 58H191V60L189 59ZM202 58V59H201ZM243 58V59H242ZM246 58V59H245ZM47 59V60H46ZM133 59V60H132ZM147 59H150V61H148L147 62ZM187 59H189V60H187ZM201 59V60H200ZM204 59V60H203ZM250 59V60H249ZM259 59V60H258ZM8 60V61H7ZM29 60V61H28ZM64 60V61H63ZM69 60V61H68ZM106 60V61H105ZM154 60V61H153ZM162 60V61H161ZM180 61V62H178V61ZM185 60V61H184ZM200 60V61H199ZM245 60V61H244ZM252 61V62H254L255 63V66L258 68L259 67V73H255V75H254V73L253 74H242L241 73V75L239 74V72H237V73H235V72H231V73H225L224 72V67L225 66H227V65H230V66H237L240 62H241V64H243L244 62H246V61ZM4 61V62H3ZM31 61V63L33 64H29L28 62H30ZM44 61V62H43ZM50 61H52L51 63H50ZM59 61V62H58ZM71 61V62H70ZM97 61V62H96ZM103 61H105V64H104V62ZM133 61V62H132ZM143 61V62H142ZM202 61H204V62H202ZM235 61V62H234ZM243 61V62H242ZM262 61V62H261ZM26 62H27V64H26ZM65 64H64V63ZM76 62V63H75ZM94 62H96V64L95 65H93L94 64ZM165 62V64H163ZM188 62V63H187ZM260 64H258V63ZM67 63H68V66H69V64H71L69 67L67 66ZM92 65H91V64ZM103 63V64H102ZM110 63H113V62H110ZM167 63H168V65H167ZM172 63H174L173 65H172ZM200 63H202L201 65H200ZM208 65H207V64ZM237 63V64H236ZM257 63V64H256ZM56 64L58 65V66H56ZM63 66H62V65ZM88 64H89V66H91L90 68H89V66H88ZM184 64V65H183ZM204 64V65H203ZM210 64H212V65H210ZM233 64V65H232ZM9 65V66H8ZM12 65V66H11ZM29 65V66H28ZM32 65V66H31ZM41 65V64H40ZM44 65H47V66H44ZM54 65V66H53ZM60 65V66H59ZM104 65V66H103ZM157 65V66H158ZM240 65V64H239ZM263 65V66H262ZM28 66V67H27ZM30 66H31V68H30ZM67 66V67H66ZM93 66V67H92ZM205 66V67H204ZM218 66V67H217ZM26 67V68H25ZM33 67V68H32ZM54 67V68H53ZM58 67V68H57ZM65 67H66V69H65ZM87 67V68H86ZM210 67H212L211 69H210ZM69 68V69H68ZM96 68H97V70L99 69V71H97L96 70ZM101 68V69H100ZM164 68V69H165ZM206 68V69H205ZM214 68V69H213ZM84 69V70H83ZM89 69H94V70H92V72L94 71V73H92V72H90V70ZM203 69H205V70H203ZM262 69V70H261ZM42 70V71H41ZM210 70H211V72H210ZM223 70V71H222ZM44 71V72H43ZM57 71V73H55V72ZM60 71V72H59ZM62 71V72H61ZM71 71H73L72 73H70ZM76 71V72H75ZM83 71H84V74L85 73H87L88 71V73H91L92 75H93V78H92V80L91 81H89V80H86L85 78H74L73 77V79H72V77L71 76H75L76 74L78 75V74H83ZM104 71H106V72H104ZM204 71H205V73H204ZM207 71V72H206ZM47 72V73H46ZM52 72V73H51ZM70 73V75L71 76H69V73ZM98 72V74L97 75H95L96 73ZM219 72V73H218ZM10 73H13L12 74V76L14 77H12L11 76V74ZM33 73V74H32ZM50 73H51V75H50ZM58 73H62L61 75H63V76H59L60 74H58ZM65 73V74H64ZM67 73H68V75H67ZM180 73H182V74H180ZM209 74V75H207V77H206V74ZM223 73H225L224 75H223ZM263 73V74H262ZM45 74V75H44ZM55 76H54V75ZM75 74V75H74ZM100 74V75H99ZM112 74V75H111ZM231 74V75H230ZM258 74V75H257ZM260 74H262V75H260ZM35 75V76H34ZM198 77H197V76ZM215 75V76H214ZM230 75V76H229ZM245 75H247V76H245ZM39 76V77H38ZM44 76V77H43ZM54 78H53V77ZM108 76V77H107ZM181 77V78H179V77ZM185 76V79L187 78V77H189V78H187L186 80L187 81H185V79L183 78ZM190 76H192L191 78H190ZM199 76H200V78H199ZM201 76H205L204 77V79H203V77H201ZM225 76V77H224ZM236 76V77H235ZM6 77H8L7 79H6ZM10 77V78H9ZM50 77V78H49ZM68 77V78H67ZM102 77V78H101ZM196 77V78H195ZM215 77H218L217 79L215 78ZM220 77V78H219ZM258 77V78H257ZM13 78V79H12ZM26 78V79H25ZM45 78V79H44ZM207 78H209V79H207ZM3 79V80H2ZM7 81H6V80ZM13 80V81H15L16 83H14L13 81H12V84H13V90H12V85H10V82H11V80ZM42 79V80H41ZM85 79V80H84ZM94 79H96V83L94 82L95 80ZM192 79V80H191ZM199 79V80H198ZM207 79V80H206ZM211 79H212V81H215L214 83L211 81ZM19 80H20V82H19ZM33 82H32V81ZM53 80V81H52ZM76 80H77V83H76ZM80 80V81H79ZM209 80H210V83H209ZM247 80V81H246ZM262 80V81H261ZM5 81V82H4ZM9 81V83H8V85H5L6 84V82H8ZM31 81V82H30ZM56 83H55V82ZM66 83H65V82ZM81 81H82V83H81ZM201 81H200V83H201ZM227 81V82H226ZM239 81V82H238ZM54 82V83H53ZM69 82H70V84H69ZM101 82L103 83V84H105L104 86L101 84ZM108 82V83H107ZM260 82V83H259ZM20 83V87H21V89H14V86L16 87V84H19ZM27 83V84H26ZM35 83V85L34 86H32L33 84ZM42 83V84H41ZM203 83V84H204ZM230 83H232V84H230ZM3 84H4V87H3ZM29 84H30V87H29ZM63 84V85H62ZM73 84V85H72ZM101 84V85H100ZM250 86H249V85ZM23 85H25V88L27 89H25L26 90V92H24L25 90H22V89H24L23 88ZM39 85H41V86H39ZM58 85H60V86H58ZM69 85V86H68ZM71 85V86H70ZM85 85V86H84ZM127 87V89H126V87ZM261 85V86H260ZM11 86V87H10ZM28 86V87H27ZM82 86V87H81ZM84 86V87H83ZM94 88H93V87ZM98 87V88H95V87ZM102 86V87H101ZM41 87V88H40ZM57 87V88H56ZM77 87V88H76ZM102 89H101V88ZM123 89H122V88ZM254 87V88H253ZM11 88V89H10ZM52 88V89H51ZM71 88V89H70ZM74 88V89H73ZM109 88H111V89H109ZM10 89V90H9ZM38 89V90H37ZM42 89V90H41ZM79 89V90H78ZM82 89V90H81ZM106 89V90H105ZM118 89H121L122 91H120V90H118ZM241 89V90H242ZM9 90V91H8ZM20 90V91H19ZM58 90V91H57ZM67 90V91H66ZM76 90V91H75ZM101 90V91H100ZM118 90V91H117ZM250 90H252V91H250ZM257 90V91H256ZM41 91V92H40ZM50 91V92H49ZM55 91V92H54ZM71 91V92H70ZM92 91V92H91ZM103 91H104V94H103ZM114 91V92H113ZM134 91H135V93H134ZM144 91H146V94H147V92H150V93H152V91H149V90H144ZM14 92V93H13ZM30 92H32V94L30 95H28V93ZM53 92V93H52ZM62 92V93H61ZM85 92V93H84ZM89 92V93H88ZM100 92V93H99ZM102 92V93H101ZM107 92V93H106ZM111 92V93H110ZM17 95H16V94ZM26 93V94H25ZM99 93V94H98ZM156 93V94H155ZM153 95H151V96H153V97H151V99H157L158 98V92H155ZM204 93H206V94H208L209 93V95H206V94H204ZM253 93H251L250 95H253ZM18 94H20V95H18ZM22 94V95H21ZM70 94V95H69ZM74 94V95H73ZM27 95H28V97H27ZM86 95V96H85ZM89 96V98H88V96ZM112 95V94H111ZM155 95L157 96V97H155ZM160 95V94H159ZM180 95V96H179ZM202 95H203V97H202ZM220 95V96H219ZM12 96V97H11ZM18 98H17V97ZM23 96H24V98H23ZM34 96V97H33ZM63 96V97H62ZM162 96V95H161ZM217 96V97H216ZM12 99H11V98ZM16 97V98H15ZM26 97V98H25ZM29 97H31L30 99H29ZM66 97V98H65ZM92 99H91V98ZM149 97V98H150ZM165 97H167L168 98V96H165ZM200 97V98H199ZM202 97V98H201ZM210 98V99H208V98ZM213 97V98H212ZM215 97V98H214ZM222 97V98H221ZM224 97V98H223ZM15 98V99H14ZM37 98V99H36ZM65 98V99H64ZM159 98H160V96H159ZM185 98V99H184ZM189 98V99H188ZM205 98V99H204ZM219 98V99H218ZM234 98H236V99H234ZM7 100V102H6V100ZM34 99V100H33ZM36 99V100H35ZM39 99V100H38ZM185 101H184V100ZM199 99H200V101L201 102H199ZM206 99L208 100V101H206ZM221 99V100H220ZM233 99V100H232ZM239 100V101H237V102H239V104L236 102V100ZM251 99V100H250ZM11 100H12V102H11ZM19 100H21V102L19 101ZM28 100H30V101H28ZM204 100H205V102H206V104L208 103V105H206L205 104V102H204ZM209 100H211L210 101V103H209ZM215 100V101H214ZM217 100V101H216ZM219 100H220V102H223V103H220L219 102ZM227 100V101H226ZM233 102H232V101ZM235 100V101H234ZM10 101V102H9ZM225 101V102H224ZM228 101H230V102H228ZM241 101H244V102H241ZM246 101V102H245ZM251 101V102H250ZM227 102V103H226ZM256 102V104H254ZM8 105H7V104ZM86 103V104H85ZM200 103H203L202 105H200ZM213 103L215 104V105H213ZM232 103V104H231ZM241 103V104H240ZM243 103V104H242ZM244 103H246V104H244ZM248 103V104H247ZM252 103V104H251ZM257 103H258V105H257ZM9 104H13L12 106H14L15 107V109H14V107H12L11 105H10V110H9ZM25 104V105H24ZM42 104V105H41ZM87 104H88V106H87ZM205 104V105H204ZM211 104H212V107H209V105L211 106ZM223 104V105H222ZM228 104V105H227ZM235 104V105H234ZM238 106H237V105ZM251 104V105H250ZM24 105V106H23ZM204 105V106H203ZM220 105V106H219ZM240 105V106H239ZM258 107H257V106ZM7 106H8V109H6L7 108ZM27 106V107H26ZM91 106V107H90ZM194 106V107H195ZM206 106V107H205ZM208 106V107H207ZM230 108H229V107ZM236 106V107H235ZM251 106V107H250ZM256 106V107H255ZM261 106V107H260ZM19 107V108H18ZM86 107H90L92 110H90V108H87L86 109ZM226 107V108H225ZM232 107H234V108H232ZM238 107V108H237ZM241 107V108H240ZM243 107V108H242ZM254 107V108H253ZM25 108V109H24ZM31 108V109H30ZM57 108V109H56ZM85 108V109H84ZM98 108V107H97ZM196 108V107H195ZM216 108V109H217ZM247 108V109H246ZM11 109H12V111H11ZM28 109H30L29 111H28V113H27V110ZM54 109V110H53ZM89 109V110H88ZM213 109H211V110H213ZM249 109V110H248ZM254 109H256V111L254 110ZM2 110V111H1ZM5 110H6V114H4L5 113ZM9 110V111H8ZM64 110V111H63ZM93 110H95V111H93ZM263 110V111H262ZM59 111H60V114H58L59 113ZM81 111V112H80ZM84 111V112H83ZM92 111V112H91ZM248 113H247V112ZM253 111V112H252ZM255 111V112H254ZM3 112V113H2ZM9 112V113H8ZM11 112V113H10ZM70 112V113H69ZM79 114H78V113ZM89 112H91L90 113V115H88L89 114ZM252 112V113H251ZM259 112V113H258ZM15 113H16V111H15ZM52 113V114H51ZM63 113V114H62ZM64 113H66V114H64ZM252 115H251V114ZM254 113V114H253ZM4 114V115H3ZM31 114V115H30ZM55 114V115H54ZM247 114H250V116L251 117H249V115H247ZM6 115V117H4ZM47 115L49 116V117H47ZM58 115V116H57ZM64 115V116H63ZM69 115H70V117H69ZM75 115V116H74ZM80 115V116H79ZM240 115V114H239ZM14 116V117H13ZM38 116H40L41 118H42V123L40 122H38V124L35 122V117L36 118H38ZM44 116H45V118H48V119H45L44 118ZM57 116V117H56ZM263 116V117H262ZM62 117V118H61ZM67 117V118H66ZM69 117V118H68ZM74 117V118H73ZM63 118H64V120H63ZM72 118V119H71ZM7 119V120H6ZM16 119V120H15ZM32 119H34V121L32 120ZM50 119V120H49ZM51 119H52V121H51ZM70 119V120H69ZM37 120V119H36ZM46 120V121H45ZM65 120H67V121H69L70 122V124L68 123V122H66ZM72 120V121H71ZM79 120V121H78ZM44 121V122H43ZM49 123H51V124H49ZM65 121V122H64ZM8 122V123H7ZM78 122V123H77ZM67 123H68V125L70 126H68L67 125ZM73 123V125H71ZM40 124V125H39ZM75 124V125H74ZM31 125V126H30ZM37 125V126H36ZM39 125V126H38ZM41 126H42V128H41ZM66 126V127H65ZM203 126H204V124H202V125H198V126H196V127H193V128H191V127H187L186 125H184V134H185V137L187 138V140H188V138H189V136H190V139H189V141H191V142H194V141H197V140H195V139H199V137L200 136H198V134L199 135H201V133H203V132H201V131H204L203 130ZM36 127V128H35ZM186 127V128H185ZM10 128V129H9ZM9 128H6V130H4V131H0V138L2 139L3 138V140L2 141H4V143H10L11 141H10V139L11 138H9V137H11V135H10V131H11V127H9ZM31 128V129H30ZM34 128V129H33ZM39 128H40V130H39ZM71 128H72V130H71ZM202 128V129H201ZM75 129V130H74ZM201 131H200V130ZM232 129L234 130V131H232ZM232 129H230V131L229 130H225V131H222L221 132V134L223 135V134H225L227 131L228 132H230L231 134H233L234 136H237L236 138H237V140L239 141V140H241L240 142V144H237L236 143V141L234 142V143H232L235 139H231V140H226V141H224L223 140V143H224V145H222L223 146V149L222 150H224V152L222 153V161L224 162V159H225V165H224V167L223 166H221L220 168L219 167H217V168H215V170H217V169H219V170H223V168L224 169H226V165H227V169H231L230 167L228 168V165L229 166H232L233 168H232V170H235V172H236V175H238V177H240V175H241V178L243 179H245L246 181H251V182H257V183H263V186H260V187H263L264 188V178H262L261 179V174L263 175L264 174V166H261L262 165V163L264 164V160H261V159H259V156H257V154L258 155H260L259 153H261V151L263 152L264 151V142H261V141H264V127L262 128V130H261V132L262 133H260V132H257L258 134H259V136H258V134H255V137H257L256 138V140H255V137H254V139H250L249 137H248V135L246 134V133H244L243 131H240L239 132V130L237 129V128H232ZM9 130V131H8ZM77 130V131H76ZM7 131V132H6ZM99 131V132H98ZM200 131V132H199ZM259 131V130H258ZM9 132V133H8ZM34 132V133H33ZM133 132H134V130H133ZM133 132H129L130 134H132ZM198 132V133H197ZM227 132V133H228ZM4 133V134H3ZM87 133H88V135H87ZM98 133V134H97ZM189 133V134H188ZM2 134L5 136H2ZM9 134V135H8ZM80 134V135H79ZM240 134H242V135H240ZM262 134V135H261ZM8 135V136H7ZM100 135V134H99ZM128 136H129V134H127ZM127 135H126V139H127ZM133 135V134H132ZM198 136V137H195V136ZM257 135V136H256ZM261 135V136H260ZM7 136V137H6ZM80 138H79V137ZM88 137V140H87V137ZM134 136V135H133ZM193 136V138L195 137V139H191V137ZM239 136H241V137H239ZM263 136V138L261 139V137ZM25 137H27L26 139H25ZM120 137V136H119ZM130 137V136H129ZM132 137V136H131ZM130 137V138H131ZM243 137H244V139H243ZM246 137V138H245ZM260 137V138H259ZM6 138V139H5ZM248 138V140H246ZM259 138V140H257ZM33 139V140H32ZM79 139H83V142L80 140L79 141ZM85 139V140H84ZM95 139V140H94ZM129 139V138H128ZM249 139H250V141H249ZM7 140V141H6ZM66 140V141H65ZM70 140H71V142H70ZM97 140V141H96ZM10 141V142H9ZM32 141V142H31ZM75 142L76 143V141L77 142H81L82 144H86V145H84V147L83 146H81V143H76V144H78L76 147H75V143L72 145V147H73V149L72 150H68V152H66V151H63L64 149L61 147L63 144H67L68 143V145H71L73 142ZM85 141V142H84ZM87 141L89 142V143H87ZM95 141V142H94ZM244 141V142H243ZM255 141H256V143H255ZM260 141V142H259ZM66 142V143H65ZM228 142V143H227ZM243 142V143H242ZM63 143V144H62ZM226 143V144H225ZM245 143V144H244ZM249 143V144H248ZM253 143V144H252ZM80 144V145H79ZM232 144H233V146H232ZM234 144H236V145H234ZM256 144V145H255ZM263 144V145H262ZM27 145L29 146V147H31V148H27ZM239 145V146H238ZM251 145V146H250ZM254 145V146H253ZM52 148H51V147ZM78 146L80 147L79 149H78ZM225 146V147H224ZM235 146V147H234ZM61 147V148H60ZM234 147V148H233ZM253 147V148H252ZM51 148V149H50ZM88 148V149H87ZM237 148V149H236ZM27 149V150H26ZM30 149H31V151H30ZM62 149V150H61ZM76 149H78V151L76 150ZM226 149V150H225ZM253 149V150H252ZM263 149V150H262ZM35 150V151H34ZM250 150H252L251 151V153L249 152ZM261 150V151H260ZM37 152H39V153H37ZM69 152H71V153H69ZM259 152V153H258ZM34 153V154H33ZM66 153H69V154H66ZM95 153H98L97 155L95 154ZM227 153V154H226ZM256 153V154H255ZM31 154H32V156H31ZM37 154H40V155H37ZM53 155V157H52V155ZM100 154V155H99ZM128 154L129 155H131V154H134V153H132V152H128ZM248 154H249V156H251V157H249L248 156ZM49 155H50V157H49ZM223 155H225V156H223ZM66 158H65V157ZM100 156V157H99ZM227 156H228V158H227ZM248 156V157H247ZM46 157H47V159H46ZM52 157V158H51ZM99 157V158H98ZM131 157V156H130ZM132 157H133V155H132ZM224 157V158H223ZM230 157V158H229ZM254 157H258V158H255V160L253 159ZM244 158H249L248 160L247 159H244ZM49 159H51V160H49ZM53 159V160H52ZM57 159H59V160H61V162L58 160L57 162H59L60 163V165H59V163L58 164H56L57 162L55 161V160H57ZM70 160V161H72V162H69V163H72L73 164V166H69V163H66L64 160ZM99 159V160H98ZM227 159H228V163L230 162L232 165H230V164H228L227 163ZM253 159V160H252ZM10 160V159H9ZM230 160V161H229ZM245 162H244V161ZM261 160V161H260ZM52 161V162H51ZM98 161H99V163H98ZM232 161V162H231ZM251 161V162H250ZM255 161V162H254ZM51 162V163H50ZM54 162H56V163H54ZM65 162V163H64ZM68 162V161H67ZM86 164H85V163ZM102 162V163H101ZM222 162V163H223ZM238 162V163H237ZM242 162V163H241ZM247 162V163H246ZM261 162V164H259ZM45 163V164H44ZM49 163V164H48ZM223 163V164H224ZM236 164V165H234L233 166V164ZM245 165H244V164ZM255 163V164H254ZM257 163H258V165H257ZM35 164H38V165H41V163H39L38 161H36L35 162ZM74 164H75V166H74ZM246 164H248L247 166H246ZM43 165H42V167H43ZM50 165V166H49ZM35 166H37V165H35ZM56 166V167H55ZM235 166H236V168H235ZM256 166V167H255ZM98 167H99V169H98ZM102 167H103V170L101 171V169H102ZM223 167V168H222ZM250 167H251V169H250ZM255 167V168H254ZM151 168H152V166L150 167V169L149 170H151ZM153 168H156L155 166L153 167ZM152 168V169H153ZM157 168L159 169V168H163V167H161V166H157ZM186 168V167H185ZM188 168V167H187ZM186 168V169H187ZM191 168V167H190ZM189 168V169H190ZM235 168V169H234ZM75 169V170H74ZM104 169H105V171H104ZM161 169L160 170H157V169H153V171L156 173L157 171V173H159L160 171H161ZM107 170V171H106ZM219 170H217V171H219ZM45 171V170H44ZM44 171L42 170V173H43V175L42 176H45L44 177V180H42V183L45 181V178H46V176L48 175V172L46 171V174L44 173ZM131 171V170H130ZM133 171V170H132ZM153 171L151 170V172L153 173ZM224 171V170H223ZM110 172V171H109ZM129 172V170L127 171V173ZM125 174L124 175V177L123 178H125V176H126V178L127 179H125V180H127L128 181V183H129V180H130V183L128 184L127 183V181H125L124 179V181L128 184V186H127V184H126V188L127 189H129L128 187H130L131 189H133V190H135V191H138V193L139 194H137L136 192H135V194L138 196V195H140L139 197H135V196H132V197H134L133 198V200L132 201H130V199H132V197L130 198V196L131 195H133V194H131L132 192H133V190H132V192H129L131 195L129 196V201H128V199H126V200H124V196H120L122 199H120V197H118L119 195H116V194H119V192L118 193H114L115 195L113 196V194H112V196H109L110 197V201L108 200L109 198L107 197V199H105L104 198V195L105 196H107L108 195V193H109V195H110V192L112 193V192H117L118 190H119V188H120V195H121V189H122V185L121 184H118L117 182H112L111 184H107L108 186H105L106 187V189L108 188V193H107V195L106 194H103V196L101 195V198H99V197H97V195L96 194H98V188L97 189H92L91 190V192H92V194L94 195V197H95V201L94 200H92L91 199V205H93L94 204V206H98V209H99V211L100 212H104V213H110V214H114V213H118V214H121V215H124V216H130L131 215V217L133 216V215H139V214H146L148 211H150L149 213H151L150 215H152L153 214V216L152 217H158L159 216V214H160V212L161 213H165V217L166 218H168V216L171 214V212L174 210V207L175 208H177V209H179L178 207L180 206V209H181V205H182V203L181 202H177V203H175L174 205H170V203H169V201H168V203L166 202V200L165 199H163V198H161V197H159V196H157V197H154V195L152 196H148L147 194H145V192L146 193H148L147 191H149V190H146L147 188L145 187V189H143L144 187H141V186H143V184H144V181H143V183H142V181H141V179H137V178H135V177H133L132 175H133V172H129L128 174ZM248 173V174H247ZM249 173H252L251 175H249ZM115 175H120V173H114ZM131 174V175H130ZM154 175V174H153ZM248 175V176H247ZM77 176V177H76ZM82 176V177H81ZM132 179H130L129 177ZM258 176V177H257ZM264 176V175H263ZM6 177V176H5ZM86 179H85V178ZM247 177V178H246ZM7 178H8V175H7ZM6 178V179H7ZM153 178H154V176H153ZM153 178H152V180H153ZM5 178L4 179H2L1 181H3V182H1L0 181V185H1V187L2 188H4L5 186H7L8 185V183H9V180L7 179L6 180ZM43 179V178H42ZM85 179V180H84ZM223 179V180H222ZM222 179H217V180H212V181H209L213 186H214V183H215V185L217 186V185H222V183H224L225 184V182H223L226 178L224 177V178H222ZM243 179V180H244ZM7 182H6V181ZM155 180V179H154ZM219 180V181H218ZM222 180V181H221ZM242 180V181H243ZM243 181V182H245L246 183V181ZM262 180V181H261ZM47 181V180H46ZM46 181L44 182V185H47L46 184ZM149 181H150V178H149ZM199 181H201V180H199ZM199 181L197 182V183H199ZM215 181H217V183L215 182ZM151 182H156V181H151ZM208 182V183H209ZM3 185H2V184ZM142 183V184H141ZM145 183H148V185H149V182H147V181H145ZM157 183V182H156ZM156 183H154V184H156ZM209 183V184H210ZM248 183V182H247ZM260 183V184H261ZM138 184H140V185H138ZM153 184V183H152ZM154 184H153V186L152 187H156V186H154ZM207 185V182L204 184V187H207V188H212V193H214V194H220L221 192H218L217 190H215L214 191V187L216 188V186H212V185ZM110 185V186H109ZM147 185V184H146ZM151 185V184H150ZM149 185V186H150ZM198 185H200V183L198 184ZM207 185V186H206ZM262 185V184H261ZM4 186V187H3ZM124 186L125 185H123V189H124ZM145 186V185H144ZM210 186H212V187H210ZM151 187V186H150ZM150 187H149V189H150ZM152 187H151V189H152ZM204 187L202 186H197L196 187V189H195V193H196V191H197V195L195 194V193H193L194 191H191L190 193L192 194L191 195V197H192V200L193 201H197V200H199V199H202V193H204L203 195H205V193H206V195H205V197H207V195L209 196L210 194L211 195H214V194H212L211 193V191L209 192V191H206V192H202V191H204ZM34 189L33 190H36L37 188H35V187H33ZM112 188V189H111ZM140 188H142V189H140ZM157 188V187H156ZM206 188V189H207ZM236 187H234L233 188V191H235L234 193H236L237 191H239V192H237V193H241L242 191H240L239 190V188H242V190H244V191H248L249 193L250 192H252V191H250L251 189H248V188H250V186H248V185H241V187L239 186L238 188H237V190L235 189ZM89 189V187H85V188H81V191L83 192L82 194H83V197L84 196H87L88 194H89V191H90V189ZM109 189H111V191L109 192ZM130 189V190H131ZM137 189V190H136ZM201 189H203V190H201ZM235 189V190H234ZM88 190V191H87ZM112 190H114V191H112ZM143 190H144V192H143ZM146 190V191H145ZM156 190V189H155ZM85 191V192H84ZM126 191H128V190H126ZM152 191H154V190H152ZM157 191V190H156ZM260 190H258V191H255L254 192V194H253V197L251 198V196H252V194L250 195V196H247V193L248 192H244L243 194L245 195V197L247 198H245V197H242V198H245L244 199V201H243V199H242V203L240 202V200L241 199H239V203H237V201H236V203L237 204H239L238 206H237V204L235 203V205L233 204H231L230 205V203H233L232 201H230L229 203H227L225 206H227V207H225L227 210H228V212L230 213V218H229V216H228V218H229V220H228V222H230V220L231 219H233V220H231V222L229 223V224H227V232L225 231V232H221L223 235H226L225 233H228L230 230H235L236 228V231H239V227H241V226H244L243 224L245 223H247V221H251V222H255L256 221V219L254 218V217H256V214L255 213H253V212H255L254 210H256V208H257V205L259 204V202L261 203L262 201H261V197L260 196H262L261 194L262 193H260L259 195H258V193H256V192H259ZM264 191V189H262V191H260V192H263ZM199 192V193H198ZM207 192H209L208 194H207ZM84 193H85V195H84ZM88 193V194H87ZM149 193L151 194V192L149 191ZM168 193V192H167ZM166 193V196L168 195H176L174 192H171L170 194L168 193L167 194ZM186 193V192H185ZM253 193V192H252ZM264 193V192H263ZM149 194V195H150ZM222 194V193H221ZM257 194V196H258V199H257V196H255ZM157 194H155V196H156ZM159 195V194H158ZM195 195H196V197H195ZM201 195V196H200ZM146 196V197H145ZM168 196H167V198H168ZM194 196V197H193ZM219 195H217L216 197H218ZM220 196H223V197H225V194H222V195H220ZM93 197V198H94ZM115 199V197H117V199H119L118 200V203H117V200H115L116 201V203H117V205L119 204V202H120V204L118 205V207H117V211L116 212H109L108 211V206H106L107 208H104V206L105 205H111L112 206V204H113V206H115V203H114V201H112L113 200V198ZM204 197V198H205ZM85 198V197H84ZM87 198V197H86ZM99 198V199H98ZM127 198V197H126ZM159 198V199H158ZM196 200H195V199ZM199 198V199H198ZM233 198H234V196H233ZM104 199L106 200V201H104ZM137 199V200H136ZM140 199V200H139ZM145 199H146V202H145ZM149 199H153L152 201L154 202V203H156V204H154L153 202V204L150 202V200ZM221 199H222V201H223V199L225 200V198H222L221 197ZM221 199H220V201H221ZM251 199V200H250ZM253 199V200H252ZM90 200V199H89ZM135 200V201H134ZM144 200V201H143ZM148 200H149V202H148ZM159 200V201H158ZM161 200H163V201H161ZM250 200V201H249ZM255 200V201H254ZM86 201H87V199L84 201L85 202V204H87L86 203ZM108 201V202H107ZM142 201V202H141ZM219 201V202H220ZM257 201V202H256ZM84 202H81V204H83L84 205ZM235 202V201H234ZM250 202V203H249ZM254 202V203H253ZM257 204H256V203ZM89 204H90V202H88ZM100 203V204H99ZM104 203H105V205H104ZM140 203H141V206L142 207H140ZM75 204H77V203H75ZM130 204V205H129ZM134 205L133 207H132V205ZM242 204V205H241ZM145 205V206H144ZM160 205V206H159ZM161 205H162V210H163V208H164V210L163 211H159V210H161ZM164 205H165V207H164ZM256 205V206H255ZM120 206V207H119ZM129 207V208H131L132 210H130L129 208H127V207ZM137 206H138V209H137ZM153 206L155 207V208H153ZM159 206V207H158ZM127 209H126V208ZM139 207H140V209H139ZM144 207V209H143V211H142V209L141 208H143ZM170 207H172V208H170ZM238 207V208H237ZM254 207V208H253ZM122 208V209H121ZM146 208V209H145ZM158 208H159V210H158ZM229 208V209H228ZM119 209V210H118ZM172 209V210H171ZM177 209H176V211H177ZM254 209V210H253ZM47 210H48V212H47ZM46 210V212L44 213L47 217H49V218H47V220H48V227H49V229L51 230V233L52 234H54V236L55 237H57V239H58V237H59V241H61V242H59L58 240V243L59 244H65V243H70L73 247H76L77 245H78V247H79V245L80 244H78L77 242L79 241H76V239H73L72 237H70L71 235H67V234H69L68 232H67V229H65V228H63V226L61 227V221H60V218L61 217H59V215L60 216H62V218H63V220H65L64 221V223L66 222V223H70L69 221H71V224H73L75 221L74 220H70L69 218H67L66 216L65 217H63V213L62 212H60L59 214L58 213H54L53 212V210L51 209V208H48ZM110 210V209H109ZM141 210V211H140ZM240 210V211H239ZM50 211V212H49ZM237 211V212H236ZM90 212V211H89ZM92 213H95L96 214V211H91ZM90 212V213H91ZM54 213V214H53ZM148 213V214H149ZM49 214H52V216L50 215V216H48ZM55 214H58V215H56L55 216ZM66 214V213H65ZM140 215V216H144V215ZM173 214V213H172ZM229 215V214H228ZM232 215H233V217H232ZM255 215V216H254ZM55 217V218H54ZM182 217V216H181ZM51 218H54L53 220L51 219ZM56 218H59V219H56ZM127 218V217H126ZM193 218V220H190V221H193V222H198V221H200V220H198L199 218L197 217V220H196V217L194 216V217H192ZM191 218V219H192ZM51 219V220H50ZM69 219V221H67ZM183 220H184V218H183ZM195 220V221H194ZM51 221H52V223H51ZM55 221L58 223H55ZM190 221H188V224H191V223H193V222H190ZM232 221H234V222H232ZM10 222V221H9ZM60 222V223H59ZM73 222V223H72ZM190 222V223H189ZM239 222V223H238ZM51 224H53V225H51ZM55 224V225H54ZM75 224V223H74ZM232 224V225H231ZM241 226H240V225ZM50 225V226H49ZM230 225H231V227H230ZM233 225H238V227H235V226H233ZM61 227V228H60ZM58 228V229H57ZM234 228V229H233ZM55 230V232L54 231H52V230ZM62 229L64 230L63 232H62ZM159 229V228H158ZM228 229H230V230H228ZM169 229H167V232H170V231H168ZM61 231V232H60ZM236 231H234L235 233H236ZM262 231V230H261ZM264 231V230H263ZM218 233L217 235H220L221 237L223 236L221 233ZM55 234H58L57 236L55 235ZM60 234V235H59ZM63 234V235H62ZM168 234H170V235H172V236H169L170 238H172L173 237V233L172 232H170V233H168ZM231 234V233H230ZM233 234V233H232ZM232 234H231V236H232ZM239 233L237 232V234L236 235H238ZM262 234V233H261ZM62 235V238L60 237ZM67 235V236H66ZM216 235V236H217ZM235 234L233 235L234 237L236 236ZM263 235V234H262ZM262 235L260 236V237H262ZM230 236V237H231ZM232 236V237H233ZM69 237V239H71V241L69 242V239H67ZM224 237V236H223ZM65 238V239H64ZM207 238V237H206ZM263 238H264V236H263ZM73 239V240H72ZM198 239V240H197ZM196 240V242L194 241V243L196 244H193V248L194 249H190L191 251H189V254H190V256H189V260L191 261V259H190V257L193 259H196L200 254V256L202 257V259H203V264H205V263H207L208 264V262H209V264H211L210 263V258L209 257H211L212 256V251H213V249L212 248H210V247H212V246H210L209 247V245H210V242H209V238L208 239H205V237H204V239H203V237H200V238H197ZM204 241H203V240ZM259 239V238H258ZM261 239V238H260ZM259 239V240H260ZM172 240H173V238H172ZM66 241V242H65ZM76 241V242H75ZM202 241V242H201ZM223 241V240H222ZM261 241H263V240H261ZM199 242V243H198ZM201 242V243H200ZM207 242V243H206ZM208 242H209V244H208ZM264 242V241H263ZM9 245L7 246V249H8V253H10V251H12L11 249H12V247H9L10 245L12 246V244H10V243H8ZM76 244V245H75ZM203 244V245H202ZM224 245L225 244H227V243H223ZM200 245V247H198ZM208 245V246H207ZM224 245H219V248H220V250H219V248H218V263L217 264H233L234 262L235 263H237V264H255V261H257L258 259H260V257H262V256H260V255H257L258 253H259V251L260 252H263L264 251V246L262 247L263 249L262 250H258V247H257V250H256V248H254L253 250H251V249H245L246 251V255H244V257H241V259L239 260V258L237 259V254L234 252V250H231L230 249V245L228 246V244H227V247H229V249L230 250H228L227 251V249L228 248H226ZM195 246V247H194ZM208 248H207V247ZM220 246H222V247H220ZM203 247V248H202ZM225 247V249H223ZM196 248V249H195ZM199 248H200V250H199ZM208 250H207V249ZM222 248V249H221ZM203 249V250H202ZM206 249V250H205ZM233 249V248H232ZM239 249V251H241V250H244V248L243 247H241V248H238ZM198 250V251H197ZM225 250H226V252H225ZM249 250V251H248ZM255 250V251H254ZM193 251H195V252H193ZM197 251V252H196ZM203 251V252H202ZM220 251V252H219ZM224 251V252H223ZM256 251H258V252H256ZM208 252V253H207ZM211 252V253H210ZM231 252V253H230ZM232 252H234V253H232ZM193 255H192V254ZM196 253H198V254H196ZM202 253H204L205 255H202ZM207 253V254H206ZM254 253V254H253ZM195 254V255H194ZM250 254V255H249ZM260 254V253H259ZM208 255V256H207ZM232 255V256H231ZM87 256V255H86ZM193 256V257H192ZM197 256V257H196ZM205 256V257H204ZM260 256V257H259ZM208 257V258H207ZM234 259H233V258ZM246 257V258H245ZM256 257V258H255ZM236 258V259H235ZM243 258V259H242ZM248 259H250V260H248ZM257 259V260H256ZM206 260H209V261H206ZM224 260V261H223ZM234 260V262H232ZM243 260V261H242ZM236 261H240V262H236ZM247 261V262H246ZM192 262H195V260H192ZM225 262V263H224ZM213 263V262H212ZM234 263V264H235Z\"/></svg>",
    "mask_w": 264,
    "mask_h": 264
}]
</instances>
